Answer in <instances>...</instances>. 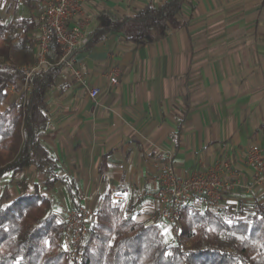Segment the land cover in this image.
<instances>
[{"label": "crops", "instance_id": "crops-1", "mask_svg": "<svg viewBox=\"0 0 264 264\" xmlns=\"http://www.w3.org/2000/svg\"><path fill=\"white\" fill-rule=\"evenodd\" d=\"M164 1L85 0L74 20H85L89 33L99 14L131 15L148 2ZM2 4L13 13L24 6L38 19L37 0ZM176 21L165 36L144 46L108 33L91 48L74 51L88 84L100 88L98 105L56 52L52 61L60 63V70L47 92L49 125L41 137L76 195L93 193V213L114 191L120 197H111L115 205L132 212L136 221L157 222L167 238L171 227L151 198L157 167L167 160L180 176L230 160L237 184L246 192L259 189L252 202L264 199V182L254 184L253 171L244 163L252 144L264 156V0H186ZM113 72L117 86L109 84ZM43 178L31 166L7 178L11 182H4L0 193L8 184L12 199ZM229 193L216 208L202 199L190 203L213 210L244 208L245 197L234 201ZM49 194L59 218L57 206L78 204L62 183Z\"/></svg>", "mask_w": 264, "mask_h": 264}, {"label": "trees", "instance_id": "trees-1", "mask_svg": "<svg viewBox=\"0 0 264 264\" xmlns=\"http://www.w3.org/2000/svg\"><path fill=\"white\" fill-rule=\"evenodd\" d=\"M185 1L148 2L125 16L99 14L82 50L108 33L121 34L136 46L157 41L177 25ZM37 25L31 16L0 21V179L17 178L31 166L44 177L12 199L8 184L2 188L0 264H71L59 244L64 221L56 215L49 193L62 183L72 198L78 195L41 139L49 125L47 92L60 63L51 59L33 71L23 68L35 62ZM51 47L60 53L55 43ZM26 81L29 90L22 88ZM9 85L20 94L2 108ZM179 224L178 233L168 239L157 222L136 221L132 212H123L106 194L90 222L83 264H264L261 202H254L247 212L197 208L189 202L181 207Z\"/></svg>", "mask_w": 264, "mask_h": 264}, {"label": "built area", "instance_id": "built-area-1", "mask_svg": "<svg viewBox=\"0 0 264 264\" xmlns=\"http://www.w3.org/2000/svg\"><path fill=\"white\" fill-rule=\"evenodd\" d=\"M85 0H37L40 7L38 15V36L35 45L36 58L32 66L23 67L30 71L43 65H49L51 59L56 58V50L51 47L55 43L60 52V62H64L72 71L76 82L87 90V94L96 105L100 88L91 86L82 71L75 65L73 53L83 49L88 41L87 22L77 21L74 18L83 12ZM29 75V73H28ZM119 83L117 73L109 77L110 86ZM23 89L29 90L26 81ZM12 89L9 85L7 90ZM244 163L251 168L254 175V184L264 182V156L257 144L246 149ZM236 173L230 160L219 159L209 166L189 175L180 176L167 160L157 167L155 180L157 190L152 194L153 206L169 223L171 230L177 234L180 229L179 216L181 207L192 199H202L209 207H216L223 194L236 186ZM93 193L79 192L78 204L64 211L63 239L69 258L73 264H83V251L89 234V226L94 215L89 206ZM113 199H120L119 194L110 192Z\"/></svg>", "mask_w": 264, "mask_h": 264}, {"label": "rangeland", "instance_id": "rangeland-1", "mask_svg": "<svg viewBox=\"0 0 264 264\" xmlns=\"http://www.w3.org/2000/svg\"><path fill=\"white\" fill-rule=\"evenodd\" d=\"M0 7H1V9H0L1 10L0 21H3V22L16 21V19H18L19 16H22V15L28 16V13H29V11L26 10V8L24 6H20V5L15 8V12L14 13H13V8L12 7L10 8L9 6L7 7L6 5H3V4L0 5ZM36 13H37V11H36ZM1 16H3V18ZM34 32H35V37L37 38L38 30L36 29ZM35 58H36V49H35ZM7 93H8V95H7L6 100L3 102L2 108H3V106H6L8 104V102L11 101L13 98H18L19 94H20V90H14L13 91L12 89H9V90H7ZM235 181H236V178H235ZM4 182H11V181H8L7 178L1 179L0 180V190H1V187H2ZM258 191H259V189H255L253 192L255 193V192H258ZM253 192L252 191L251 192H246L241 187V185L236 184L234 190L230 191L229 195H233V197H235L234 201H236V198L239 197V196L245 197V202H244L245 206H244V208L242 207L241 209L243 210V212H247V211H250L252 209V207H253V202H252V200H253L252 199ZM257 199L261 200L262 198L260 197V198H257ZM262 200L261 201L264 204V199H262ZM57 203H60V201L57 200ZM62 207L64 208L63 211L61 209ZM62 207L57 206V212H58L61 220L64 219V215H63L64 211H65V209H67L69 207V205L66 204V203H63ZM235 207L233 208L232 211H236ZM92 219H94V215H93ZM171 231H170L169 235H167V236H169L168 238H170V239L173 238L176 235V234H174ZM59 244H60V247L65 250L66 245L64 243L63 236L60 238ZM68 258H69V255H68ZM69 261L71 262L70 258H69ZM71 264H73V263L71 262Z\"/></svg>", "mask_w": 264, "mask_h": 264}]
</instances>
